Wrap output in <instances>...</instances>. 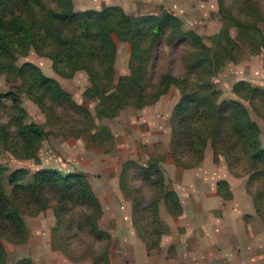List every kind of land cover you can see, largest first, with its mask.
Listing matches in <instances>:
<instances>
[{"label": "rangeland", "instance_id": "rangeland-1", "mask_svg": "<svg viewBox=\"0 0 264 264\" xmlns=\"http://www.w3.org/2000/svg\"><path fill=\"white\" fill-rule=\"evenodd\" d=\"M73 1L78 12H100L118 7L134 18H164L167 15L178 18L182 22L183 32L179 37H170L169 31L157 43L150 58L146 94H153L166 75L177 80L178 85L172 86L154 105L142 110L130 107L115 119L99 120L95 116L98 101L90 100L86 95L90 82L85 70L80 69L75 77L66 79L56 73L52 60L35 51L20 60L19 65L31 63L47 77L56 79L72 96L73 102L88 112L83 114L61 104L50 105L58 121L52 122L26 94H20L19 106L27 115L26 123L42 126L47 133L46 138L33 159L15 156L0 145V165L7 167L9 172L24 170L35 174L49 170L64 176L72 173L86 175L102 205L103 216L99 228L103 238L93 235L86 225V215L91 213L87 206L65 207L61 218H58L55 203H52L51 208L39 214L24 216L29 231L27 243L3 241L8 264H108L109 260L120 264L121 253L135 250L133 247L137 240L146 247L141 237V232L151 230V215L146 208L154 199L160 198L155 184L156 173L150 170L152 165H157L161 170L166 188L178 196L182 207L179 216L171 215L165 206V199H161L159 228L162 237L159 239V253L154 256L161 253L163 239L176 232L177 222H180L179 218L184 213V204L190 202L191 197L194 201H201L205 208H218L223 203H228L230 207L235 204L234 208L238 207L242 213L241 217H234L241 224V234H246L245 226L251 223L249 219L255 212L259 224H264V213H257L254 196H257L259 185L251 180L250 173L245 174L247 170L243 160L237 162L233 153L230 163L224 153L214 149L210 140L202 161L191 165L197 159L188 152V134L173 139V115L182 96L183 82L198 93H202L203 83L210 82L207 85L211 92L219 94L217 106L236 99L234 90L239 83L264 91V49L256 51L252 47L249 31L228 24L230 19L240 24L253 23L249 8H258L264 16V0ZM259 27L264 35V22H260ZM224 29L229 30L234 43V56L240 58L237 61L223 59L224 68L213 74L207 68L199 72L192 68L202 50L191 42L188 33H195L203 45L216 50L221 45L219 43L216 47L215 41L219 40ZM221 41L222 47H225L226 41ZM115 42L118 55L113 71L118 80L129 75L131 49L128 43L117 39ZM12 86L6 75H0V93L15 92ZM204 95L205 99L210 96ZM240 101L252 121L258 125L261 131L260 142L264 148V102L260 99ZM3 104L0 106V129H6L13 143L21 142L15 124L16 106L9 101ZM89 113L94 120V129L81 138L74 137L82 128H93L91 122H88L91 120L87 117ZM222 125L223 133L226 134L228 125L226 122H222ZM97 133L103 137L104 142L96 139L94 135ZM222 139L223 135L218 141L219 146L222 145ZM190 193L193 195L190 196ZM47 196L49 199L52 197L49 192ZM25 202L31 203L28 200ZM136 206L140 207L137 213ZM257 231L259 234L264 233L260 228ZM217 232L221 233V228H214V235ZM150 236L158 240L157 235ZM242 245L246 250L250 246L248 241H243Z\"/></svg>", "mask_w": 264, "mask_h": 264}, {"label": "trees", "instance_id": "trees-1", "mask_svg": "<svg viewBox=\"0 0 264 264\" xmlns=\"http://www.w3.org/2000/svg\"><path fill=\"white\" fill-rule=\"evenodd\" d=\"M249 14L253 19L251 24H240L231 19L228 24L249 31L252 47L256 51L263 50L264 35L259 25L264 22V16L258 8H249ZM169 31L170 37H179L183 32L182 22L172 15L164 18H134L118 7L100 12H78L73 0H0V75H6L15 90L0 93V106L4 105V101L12 102L16 106L15 124L22 140L13 143L6 129L1 128L0 145L15 156L33 159L46 138L47 133L42 126L26 123L27 115L19 106L20 94H26L52 122L57 121V117L50 105L61 104L83 114L88 112L77 106L60 83L47 77L40 68L31 63L19 65L20 60L31 51L52 60L56 73L63 78L71 79L80 69L85 70L90 82L86 95L90 100L98 101L96 118L115 119L130 107L142 110L156 104L172 86L178 85L177 80L166 75L162 77L153 94H146L148 63L157 43ZM188 35L191 42L202 50L192 65L198 72L207 68L213 74L224 68L223 59L237 61L240 58L234 56L235 47L228 29L222 31L219 40L216 39V47L219 43L221 45L216 50L203 45L195 33L190 32ZM115 39L130 44L131 49L129 75L118 80L113 71L118 55ZM221 39L226 41L225 47H222ZM209 83L202 84L201 89H205L202 93L192 90L185 82L182 83V96L173 115V139L188 134V152L197 159L191 165L202 161L210 140L214 149L224 153L230 163L233 153L237 162L243 160L247 170L245 174L250 173L251 180L259 185L257 196H254L256 211L263 215L264 148L260 142L261 131L240 100L252 102L260 99L264 102V91L239 83L234 90L236 99L217 106L219 94L211 92L207 85ZM204 94L210 96L205 99ZM87 117L91 118L90 113ZM92 120L91 118L88 122H91L93 128H82L74 137L81 138L91 133L95 127ZM222 122L228 125L226 134L223 133ZM222 135V145L219 146L218 141ZM94 136L104 142L98 133ZM150 170L156 173L155 184L160 198L154 199L146 208L151 215V230L141 232V237L146 243L148 254L155 255L159 253V239L162 237L159 228L161 199H165V206L171 215L179 216L182 207L178 196L166 188L164 176L157 165H152ZM47 192L52 195L50 199ZM25 200L31 203L28 204ZM52 203H55L58 218H61L65 207L87 206L91 213L86 215V225L93 235L103 238L99 228V221L103 216L102 205L86 175L72 173L64 176L49 170L35 174L24 170L9 172L7 167L0 165V264H8L4 240L16 244L27 243L29 231L24 216L39 214L51 208ZM139 208L135 207V213ZM150 235H157L158 240Z\"/></svg>", "mask_w": 264, "mask_h": 264}, {"label": "crops", "instance_id": "crops-1", "mask_svg": "<svg viewBox=\"0 0 264 264\" xmlns=\"http://www.w3.org/2000/svg\"><path fill=\"white\" fill-rule=\"evenodd\" d=\"M189 201L184 204L176 232L163 239L158 256L149 255L137 240L135 250L121 253L120 264H264V233L257 231L260 228L264 232V224H259L256 212L245 226L246 234H241V224L234 217H241L242 213L238 207L234 208L235 204L205 208L193 197ZM214 228H221V233L214 235ZM243 241L249 242L248 250ZM108 264L114 262L109 260Z\"/></svg>", "mask_w": 264, "mask_h": 264}]
</instances>
